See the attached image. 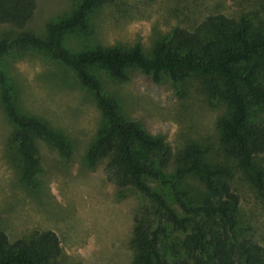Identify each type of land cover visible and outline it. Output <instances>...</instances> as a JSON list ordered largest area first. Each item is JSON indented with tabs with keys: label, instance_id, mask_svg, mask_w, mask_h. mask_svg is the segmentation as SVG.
<instances>
[{
	"label": "rangeland",
	"instance_id": "obj_1",
	"mask_svg": "<svg viewBox=\"0 0 264 264\" xmlns=\"http://www.w3.org/2000/svg\"><path fill=\"white\" fill-rule=\"evenodd\" d=\"M38 2L22 29L0 24V40H10L21 32L43 36L45 24L67 15L73 6L72 0ZM214 14L247 18L254 31H264V0H113L88 14L87 31L64 32L58 36L57 46L76 54L95 47H128L138 41L148 53L172 29L191 31ZM0 68L19 110L44 120L67 145L63 154L32 133L31 144L39 164L37 187L24 188L6 148L13 126L0 100V229L9 240L34 230H53L60 241V264H130L127 242L133 217L140 207L150 208V202L131 189L116 198L114 185L105 180L102 162L92 169L87 167V149L102 125L92 95L81 87L69 67L41 49H12L0 58ZM90 72L105 91L117 96L127 116L168 143L171 158L163 172L166 177L173 178L189 146L200 147L201 162L226 166L232 173V189L239 197L236 230L239 236L264 246V204L219 142L217 121L228 112L220 94L213 97L206 82L195 74L183 73L178 81L164 75L154 82L134 69L127 72L126 80L112 78L99 67L90 68ZM250 112L252 120L264 125V108ZM259 161L264 166V152ZM147 181L179 212L168 185L150 178ZM176 185L186 191L192 204L206 193L195 174L186 175ZM169 248V242L161 239L164 258L177 264L183 257L172 254Z\"/></svg>",
	"mask_w": 264,
	"mask_h": 264
},
{
	"label": "trees",
	"instance_id": "obj_2",
	"mask_svg": "<svg viewBox=\"0 0 264 264\" xmlns=\"http://www.w3.org/2000/svg\"><path fill=\"white\" fill-rule=\"evenodd\" d=\"M71 11L45 24L43 36L21 32L0 40V58L12 49L35 48L69 67L82 88L88 90L102 118L85 162L92 169L102 162L105 180L120 199L127 189L150 202L133 217L128 239L130 264H170L160 251V240L169 242L172 254L182 256L177 264H264V246L239 236V197L232 189V173L221 164L201 162L200 147L189 146L184 161L168 178L163 173L171 149L159 135L149 134L127 116L117 98L104 90L90 68L104 69L112 78L126 80L129 70H138L159 82L166 75L178 81L183 73L202 77L213 97L220 94L228 107L217 121L224 153L236 161L264 204V125L252 120L251 109L264 108V31L253 30L247 18L222 14L205 17L193 30L176 27L145 53L135 41L128 47H95L70 54L57 46L58 36L71 30H88V14L113 0H72ZM35 10V0H0V24L22 29ZM0 100L13 130L7 141L9 158L18 182L27 190L37 187L39 164L31 144L36 133L66 153L64 138L42 119L24 114L17 107L7 77L0 68ZM189 174L198 175L206 193L192 204L186 191L176 185ZM169 186L179 212L147 179ZM181 234V237H177ZM61 246L50 229L34 230L9 240L0 229V264H60Z\"/></svg>",
	"mask_w": 264,
	"mask_h": 264
},
{
	"label": "crops",
	"instance_id": "obj_3",
	"mask_svg": "<svg viewBox=\"0 0 264 264\" xmlns=\"http://www.w3.org/2000/svg\"><path fill=\"white\" fill-rule=\"evenodd\" d=\"M38 4H39L38 0H35V7L38 8Z\"/></svg>",
	"mask_w": 264,
	"mask_h": 264
}]
</instances>
